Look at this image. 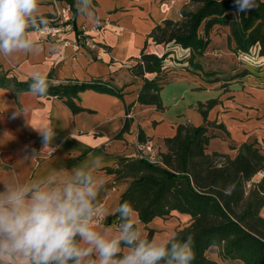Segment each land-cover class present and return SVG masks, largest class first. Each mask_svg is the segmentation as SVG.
<instances>
[{
	"label": "crops",
	"instance_id": "0c3cea01",
	"mask_svg": "<svg viewBox=\"0 0 264 264\" xmlns=\"http://www.w3.org/2000/svg\"><path fill=\"white\" fill-rule=\"evenodd\" d=\"M163 2L169 6L166 11L161 8ZM186 2L92 0L91 14L78 11L75 17V25L83 35L77 36L73 30L54 35L32 31L31 38L43 48L39 55L0 57V72L8 78L24 81L40 72L51 75L54 82L100 79L123 92L119 98L91 89L82 91L76 100L81 110L74 113L56 97L17 91L12 83L0 86V184L13 177L26 182L49 175L62 178L66 171L61 170H71L100 157L102 166L96 174L103 177L105 186L98 196L102 219L94 224L115 230L120 195L131 179L116 178L106 168L117 167L121 157H137L139 145L145 141L151 140L158 152L163 151L164 139L175 134L176 126L189 123L207 128L211 136L208 152L234 156L243 142L253 141L264 147V58L258 57L262 62L260 72L253 71L233 52L228 32L214 29L202 65L204 71L217 73L206 76L185 61L189 49L155 44L147 37L156 23L178 19ZM66 5L63 0H40L38 15L54 14ZM142 49L158 56L167 52L161 72L167 82L159 91L163 110L137 102L142 79L129 68ZM252 51H257L256 47ZM242 71L245 73L240 75ZM154 76L146 74L148 78ZM209 99L217 103L204 118L198 104ZM14 113L18 115L14 117ZM126 120L128 129L117 136ZM43 126L55 129L51 145L54 151H45L35 160L25 159L32 150L43 147L35 130ZM139 132L145 141L139 140ZM189 218L188 214L172 211L170 216L155 217L145 225L134 211V223L144 236L148 228L153 229L152 238L168 239Z\"/></svg>",
	"mask_w": 264,
	"mask_h": 264
},
{
	"label": "trees",
	"instance_id": "16d2710c",
	"mask_svg": "<svg viewBox=\"0 0 264 264\" xmlns=\"http://www.w3.org/2000/svg\"><path fill=\"white\" fill-rule=\"evenodd\" d=\"M72 12V30L83 35L75 25L77 0H63ZM256 8L235 17L234 0H187L180 8L178 19H164L156 23L147 37L155 44H174L189 49L185 58L188 65L206 76L216 71H204L202 56L210 43L214 29L226 30L228 43L234 53H250L256 47L258 56L264 58V0H256ZM47 20L52 13L41 14ZM167 52L158 56L141 50L135 63L130 66L133 75L142 79L137 102L154 105L163 110L159 91L167 82L161 75ZM155 74L153 78L146 74ZM242 71L240 75H243ZM48 96L63 101L72 112L81 110L76 100L80 92L91 89L122 98L121 89L100 79H69L54 82L51 75ZM231 79V78H229ZM12 83L17 91L29 90L30 78L19 81L0 72V86ZM217 103L209 99L198 104L204 118ZM128 129L126 120L121 131ZM139 140L145 141L140 137ZM210 135L205 126L180 123L175 134L164 139L165 149L159 151V161L150 163L139 156L121 157L117 167L106 168L116 178H130L127 188L120 195L118 207L129 203L139 220L147 225L153 218H166L172 211L190 216L187 223L179 226L173 235L194 239L195 259L192 264H219L207 256L210 248H217L220 255L242 264H264V150L253 142H243L234 156L208 152ZM231 187L230 196L221 189ZM117 223L120 222L116 210ZM154 230L148 228L145 235L152 239Z\"/></svg>",
	"mask_w": 264,
	"mask_h": 264
},
{
	"label": "clouds",
	"instance_id": "9594fccd",
	"mask_svg": "<svg viewBox=\"0 0 264 264\" xmlns=\"http://www.w3.org/2000/svg\"><path fill=\"white\" fill-rule=\"evenodd\" d=\"M39 5L40 0H0V57L35 56L43 51L31 38L32 31L48 26V20L38 15ZM234 6L238 17L253 11L257 3L234 0ZM77 8L80 14L90 15L92 0H78ZM48 88L44 74H32V95L43 96ZM35 130L43 147L25 159L54 151L55 129ZM101 166V158L96 157L88 164L61 170L66 171L62 178L49 175L26 182L13 177L0 184V264H192L191 235L147 239L134 223V210L127 202L117 209L120 222L115 230L95 226L98 196L105 186L103 177L96 174ZM232 190L221 189L225 196Z\"/></svg>",
	"mask_w": 264,
	"mask_h": 264
},
{
	"label": "built area",
	"instance_id": "2783aa9c",
	"mask_svg": "<svg viewBox=\"0 0 264 264\" xmlns=\"http://www.w3.org/2000/svg\"><path fill=\"white\" fill-rule=\"evenodd\" d=\"M161 8L163 11H166L169 9V6L167 3L163 2L161 4ZM72 19H73L72 12L69 6L66 5L65 7L57 10L54 13V17L48 19L47 28L41 29L39 32L47 35H54L65 30H72V25H71ZM248 54L249 53H238L237 55L239 59H241V58H245V56H248ZM138 156L150 163H157L159 161L158 151L155 147V144L151 140H147L143 144L139 145ZM101 219H102V213L98 207V215L94 220V223H99Z\"/></svg>",
	"mask_w": 264,
	"mask_h": 264
},
{
	"label": "rangeland",
	"instance_id": "374dc122",
	"mask_svg": "<svg viewBox=\"0 0 264 264\" xmlns=\"http://www.w3.org/2000/svg\"><path fill=\"white\" fill-rule=\"evenodd\" d=\"M258 54L255 52H250L248 54V56H245V58H241L240 62H244L247 63V65L253 69V71L255 72H260V68H261V64L262 62L260 61V59L258 58ZM259 145V144H258ZM262 150H264V147H262L261 145H259ZM262 216H264V209H262L261 211ZM207 256L216 260L219 264H242L240 261L238 260H229V259H225L223 258L218 249L217 248H210L207 252H206Z\"/></svg>",
	"mask_w": 264,
	"mask_h": 264
}]
</instances>
